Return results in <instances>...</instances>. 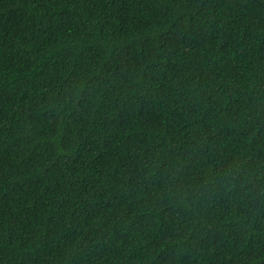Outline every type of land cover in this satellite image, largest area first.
I'll return each instance as SVG.
<instances>
[{
  "label": "trees",
  "instance_id": "obj_1",
  "mask_svg": "<svg viewBox=\"0 0 264 264\" xmlns=\"http://www.w3.org/2000/svg\"><path fill=\"white\" fill-rule=\"evenodd\" d=\"M0 264H264V0H0Z\"/></svg>",
  "mask_w": 264,
  "mask_h": 264
}]
</instances>
